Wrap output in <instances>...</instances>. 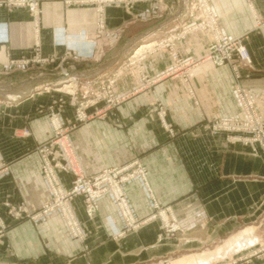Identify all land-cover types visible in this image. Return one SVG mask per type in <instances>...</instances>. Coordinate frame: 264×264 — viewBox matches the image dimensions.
Returning a JSON list of instances; mask_svg holds the SVG:
<instances>
[{"label": "crops", "instance_id": "obj_1", "mask_svg": "<svg viewBox=\"0 0 264 264\" xmlns=\"http://www.w3.org/2000/svg\"><path fill=\"white\" fill-rule=\"evenodd\" d=\"M171 1L172 10L158 20L152 19L155 2L137 3L132 11L106 7L107 34L100 37L92 7H67L62 1L48 0L34 20L25 8L11 13L0 8V35L7 28L9 36L0 42L1 68L36 44L43 56L61 57L69 48L91 49L86 43L95 40L102 55L71 61L74 87L88 95L101 78L113 76L117 94L128 96L113 109L103 110V103L92 106L88 111L97 113L66 132L75 167L90 175L139 160L148 171L150 190L140 176L125 183L134 213L145 216L155 199L163 206L171 205L185 229L181 237L168 238L160 222L152 220L113 239L106 218L118 226L121 222L110 197L100 200L93 219L77 198L73 208L85 229L84 243L71 238L57 214L37 221L15 220L0 206L7 226L0 238V264H199L200 257L209 260L203 264H215L222 253L227 257L254 245L257 238L250 224L264 212V148L234 141L209 126L217 118L243 115L232 67L207 59L168 72L174 59L169 48H157L158 41L179 29L188 16L187 0ZM210 1L223 31L248 33L252 64L239 67L240 81L255 95L264 123V23L255 19L264 15V0ZM59 37L66 42L61 44ZM212 38L209 31L190 33L173 50L197 60ZM139 41L147 44L138 52L156 45L135 63L124 62L125 53ZM23 74L13 71L8 78L14 87L0 94V200L21 201L34 212L51 197L36 151L54 134L49 113L57 112L68 126L75 121V107L57 103V90L35 91L41 84L53 88L61 74ZM144 75L150 79L147 83ZM160 105L166 109V122L177 131L175 137L162 125ZM25 129L29 135H24ZM58 175L70 187L72 174L60 170ZM245 241L252 244L241 246ZM239 264H264V254Z\"/></svg>", "mask_w": 264, "mask_h": 264}, {"label": "rangeland", "instance_id": "obj_2", "mask_svg": "<svg viewBox=\"0 0 264 264\" xmlns=\"http://www.w3.org/2000/svg\"><path fill=\"white\" fill-rule=\"evenodd\" d=\"M48 0H26V3L21 5V4H16L12 3L11 0H0V8H3L8 11V13L13 12L17 8H25L28 10L29 14L31 17L34 19H37L40 15V9L42 4ZM62 1L67 7H92L94 8L95 11V25H96V36L100 37L102 35H106V7L108 6H120L123 7L126 10L132 11L134 7L136 6L137 3H147V2H155L156 3V8L152 14V19H162L165 17V14L170 12L172 10L173 2L171 0H85V1H71L70 0H59ZM201 0H187L186 5H187V10H188V16L186 18V21L183 22L180 26L179 29L172 31L169 33L167 36L163 37L161 41H158L157 48L160 47H167L170 49V53L173 57L174 63L172 66L169 68V73L174 72L177 69H181L184 67H188L191 64H197L202 60H212L215 65L217 66H223V65H229L230 67L233 68L235 71L238 81L235 82L234 88H235V93L237 95L238 101L240 103V106L242 108L243 115L242 117L239 118H217L214 119L209 126L219 132H225L228 134V137H230L234 141H243L245 143L249 144H255L258 143L264 148V123L260 122L259 114H258V105L257 101L255 98V95L251 92V90L243 85L241 83V78L239 75V67L247 66L250 67L252 64V56L250 55V61L245 60L240 52L238 51L237 48L234 46L236 44H232L231 48L233 50L231 51L230 45L227 47L226 50H230L229 53L224 54L225 52L217 50L216 48L214 50V53H210V48H212V45L216 43L215 39V34L216 32L220 33L223 35L225 38L229 36L233 37H240V42L237 41L236 43H240L248 48L247 45V38H248V33L245 34H234L230 32H225L220 28V22L219 18L217 16L216 11L214 10V13L217 18V23H216V28L211 29L210 28H195L194 30H188V27L194 26L195 24L200 25L203 23V20L207 18V14L204 12V8L200 3ZM248 1V0H247ZM37 3V9L34 10L31 6L32 3ZM197 4L196 8V15L191 14L192 10V3ZM208 2L211 4V1L208 0ZM250 3V1H249ZM251 4V3H250ZM213 7V6H212ZM255 19L262 24L264 23V15H259L255 17ZM259 24V23H257ZM214 33V30H217ZM7 28L5 29L4 33L0 35V42L8 41L9 36L7 32ZM199 31H209L213 38L208 44L205 53H203V56L200 57V59L194 60L192 57H181L178 55L177 52H174L173 47L177 44L178 41L184 39L188 34L190 33H195ZM184 32V33H183ZM83 38H86L85 35H82ZM60 38V37H59ZM170 39V40H168ZM60 43L64 44L66 41H62V38H60ZM81 40V39H79ZM239 40V39H238ZM166 41V42H163ZM88 42H91L90 44L86 43L88 50H81V49H75V48H69L65 55L61 57H45L41 54L40 52V46L38 44L34 45L30 51L24 55L21 58L18 59H10L8 64H4L5 67L1 68L0 67V94L3 95L4 92H9L12 87H14L11 84V79L8 78L10 74L13 71L24 73V74H38L39 72L43 73H59L61 74V80L56 83L55 85H37L35 88V91L38 93H42L45 89H47L48 93H52L53 89L57 90L58 93L60 94L59 97L55 98V101L60 104H67L70 103L75 107V121H73L70 125L65 126L64 123L62 122L59 114L57 112H51L49 113V121L50 124L52 125V129L54 131V134L49 137L47 140L41 142L40 144L37 145L36 151L39 153L41 161H42V173L43 176L48 184L49 190L51 192V197L45 201L40 209L37 211H30L25 203L21 201H17L15 199L8 198L5 200H0V206H4L7 214L15 220H20L22 218H28L34 221L48 218L52 215H59L62 217L64 220L66 227L68 229V233L71 236L72 239L74 240H80L85 243V229L83 228L80 220L77 218L75 210L73 208V201L77 198H81L84 204V209L87 217L89 219L95 218L97 215V212L99 211L100 208V200L105 198V197H110L111 201L114 203V206L116 207L117 210V215L119 217V220L121 222V226H118L115 221L110 220L109 217L106 218L107 223H109V229L111 231V237L113 239H118L125 235L126 233L135 231L139 228H141L143 225L146 223L152 221V220H158L161 225L162 233L168 237V238H177L181 237L180 233H183L185 229L183 226L179 223L177 215L171 205H166L163 206L160 202L156 201L154 199L153 201V208L151 209L150 212H148L145 216H138L134 213L131 202L128 198V194L125 190V183H127L129 180L140 176L147 188L150 190L148 184H147V174L148 171L146 167L139 161V160H134L131 163H128L126 165L122 166H115V167H107L104 168L103 170L99 171L98 173L95 174H84L87 178H92L94 180V177H100L103 176V174L107 171H112V170H118V177L116 180L120 183L121 189L123 191V197L127 199L131 212L133 214L134 220L132 221L130 218H127V216L123 212L122 206L119 204V198L116 196V194L113 193V190L111 188V182L106 180L102 185L103 189H106L105 192L101 196H99L97 200V203H94L93 205L95 206L93 215L90 216L88 209L91 206V203L94 201V199H91L90 196L87 194H74L72 195V198L68 199V205L69 209L74 213L76 221L79 225V227L82 230V235H75L74 230L72 229L73 223L68 222L67 216H64V209L63 207L56 206L54 210L51 213L47 214H41L40 216L38 215L42 208L54 202L55 200V194L53 191V187L49 181L47 172L45 170L47 159L49 162L54 167V173L55 176L57 177V180L60 184V186L65 190L66 192H71L72 189L75 186V182L77 178L79 177V174L75 172V163L73 160V155L71 154V147H69L70 154L68 155L66 153L65 147L63 144L66 142L67 143V138H66V132L73 129L76 127L80 122H85L91 117H93L96 113H91L88 111L89 108L92 106L98 104V103H103V110H109L116 108L120 104H122L126 99L128 94H123L119 95L116 92V77L113 76H108L101 78L95 87V89L88 93L85 94L82 93L77 84H74V80H76L75 76L72 75L70 71V66L72 65V62L78 63L79 61L86 60V58L94 59L98 55H102L101 50L98 48L97 43H95V40H88ZM147 44L146 41H139L135 43L129 51H127L123 57L124 62H128L129 64L135 63L137 61V57H140L147 49H152L156 44L152 45L153 47L149 46V48H143L141 50L138 49L143 45ZM144 47V46H143ZM151 47V48H150ZM249 50V48H248ZM250 52V51H249ZM138 55V56H137ZM136 56V57H135ZM224 56L226 57L227 60L224 61V63H216L214 59L217 57ZM142 67L144 65H141ZM141 67V68H142ZM23 74V75H24ZM24 78H30V77H24ZM143 81L146 83L150 81L149 77L147 75L142 76ZM21 81V80H20ZM24 84H27L25 82ZM8 87V88H7ZM11 87V88H10ZM7 88V89H6ZM46 91V90H45ZM14 99H16L14 97ZM157 112L160 116V119L162 121V125L166 128L168 131L169 135L171 137H175L177 135L176 129L173 127L172 124L167 123L165 120V115H166V109L160 105L157 109ZM259 122V123H258ZM227 125V126H226ZM232 126V127H229ZM228 127V128H227ZM24 135H29L30 131L29 129L24 130ZM64 141V142H63ZM65 143V144H66ZM67 145V144H66ZM58 149L61 150L62 154L59 153ZM47 152V153H46ZM63 157L66 159L63 161ZM65 171L68 173H71L73 178L71 181L70 187H65L58 175V171ZM105 173V174H106ZM104 174V175H105ZM95 189V187L93 188ZM67 205V204H66ZM14 206V207H12ZM19 207H22L23 211L20 212ZM15 208V209H14ZM17 212L21 213L20 216H16ZM2 220V221H1ZM0 221L2 222V225L0 224V238L3 237L6 233V224L4 223L3 219L0 217ZM4 225V226H3ZM253 228L251 230L255 231V237L257 238L255 241L252 243L254 245L249 246V247H244L243 250L241 251H236L234 254L233 253H227V257L223 256L224 253L218 255L217 258H215V261L217 263L215 264H239L240 262H245L249 261L251 258L260 256L261 254H264V212L260 216V218L255 221L254 223L250 224ZM250 230V228L248 229ZM258 242V243H257ZM252 243L248 242H243L241 246H246L250 245ZM257 243V244H255ZM240 247V246H237ZM235 249V248H234ZM241 249V248H240ZM167 260H170V257H166ZM199 264H203L207 261L208 259H203V257L199 258Z\"/></svg>", "mask_w": 264, "mask_h": 264}, {"label": "built area", "instance_id": "obj_3", "mask_svg": "<svg viewBox=\"0 0 264 264\" xmlns=\"http://www.w3.org/2000/svg\"><path fill=\"white\" fill-rule=\"evenodd\" d=\"M71 1L77 2V1H81V0H70L69 2L71 3ZM82 1H85V0H82ZM118 1H121V0H118ZM205 1L206 0L200 1V3H202L201 5L203 6V8H204V5L206 6ZM8 2H9V0H8ZM11 2L23 5L26 3V0H11ZM31 6L34 10L37 9V3L36 2L32 3ZM196 6H197L196 2L195 3L193 2L191 14L194 15V17L196 15V13H195L196 8H197ZM206 11L207 10L204 9L205 13H206ZM206 16H207V18L205 20H203V23H201L200 25L195 24L194 26L188 27V30H194L195 28H198V27L210 28V29L216 28V21L210 20L209 15H206ZM211 24H213L212 27H211ZM216 34H217V36H216ZM216 34H215L216 43L214 45H212V48H210V53L213 54L214 50L216 48H218L217 50L223 51V52H225L224 54L227 55V53H229L230 50H226V49L230 45L231 51L233 50L234 47L237 48L238 51L240 52V54L242 55V57L245 60L250 61L251 58H250V52H249L248 48L246 46L240 44V43H236L237 41L240 42V37L229 36V37L225 38L223 35H221L218 32H216ZM168 40H170V39H168ZM164 42H166V41H164ZM232 44H236V45L233 48H231ZM225 60H227V59L224 56H220V57H217L216 59H214V61L216 63H224ZM229 127H232V126H229ZM65 143L63 144V146L65 147L66 153L69 155L70 154L69 147H71V145L69 142L66 143L67 145ZM45 170L47 172L49 181L53 187V191L55 194V200H54V202L45 205L42 208L41 212L38 214L39 216L41 214L51 213L54 210V208H56V206H60V207L64 206L65 209H64V207L62 208V209H64V216H67L69 223L70 222L73 223L74 227L72 229L74 230V234L75 235H82V230L76 221L74 213L69 209V205H68L67 200L72 198V195H74V194H87L88 196H90L91 199H94V201L91 203V206L88 209L90 216H92L94 209H95V206L93 204L97 203L98 199H96V198L101 196L103 194V192L106 191L107 188L103 189L104 185H102V184L106 180H108L111 182V188L113 190V193L116 194V196L119 198V201H120L119 204L122 206L124 214L127 216V218H130L132 221L134 220L133 214H132L131 209H130L131 207H130L127 199H125L123 197V191L121 189L120 183L118 182V180H116V178L118 177V172H119L118 170L114 169L112 171H107V173L105 172L106 174L104 173L105 175L103 174V176L94 177V180H93L92 178L85 177L84 175H82V173L77 168H75L74 170L76 173L79 174V177L77 178V180L75 182V186L71 192H66L60 186V184L57 180V177L55 176V173H54V167L51 164V162L48 161V159H47ZM94 187H95V189H93ZM12 207H14V206H12ZM19 210H20V212L23 211L22 207H19ZM15 215L20 216L21 213L17 212V214H15ZM1 221H0V224L2 225Z\"/></svg>", "mask_w": 264, "mask_h": 264}, {"label": "bare ground", "instance_id": "obj_4", "mask_svg": "<svg viewBox=\"0 0 264 264\" xmlns=\"http://www.w3.org/2000/svg\"><path fill=\"white\" fill-rule=\"evenodd\" d=\"M205 4H206V6L204 5V9H206L207 11H206V14L207 15H209V17H210V20H212V21H217V18H216V15H215V13H214V11H213V9H212V6L210 5V3L208 2V0H206L205 1ZM213 23V22H212ZM217 23V22H216ZM212 25L213 24H211V27H212ZM217 26V25H216ZM211 30V29H210ZM215 31H218V28H217V30H214V33H215ZM216 36H217V34H216ZM81 41H83V40H81ZM164 42V41H163ZM251 55V54H250ZM67 142H69L68 140H67Z\"/></svg>", "mask_w": 264, "mask_h": 264}]
</instances>
